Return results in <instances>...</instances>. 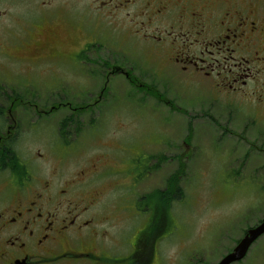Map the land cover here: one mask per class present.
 Masks as SVG:
<instances>
[{
  "label": "flooded vegetation",
  "instance_id": "af4514ba",
  "mask_svg": "<svg viewBox=\"0 0 264 264\" xmlns=\"http://www.w3.org/2000/svg\"><path fill=\"white\" fill-rule=\"evenodd\" d=\"M29 2L36 23L22 39L9 38L0 51V264H114L118 258L123 264H139L138 256L156 250L157 241L168 235L162 227L174 218L172 202L179 183H171L164 208L158 193L167 188V180L163 187L134 196L133 210L149 213L146 226L134 229L129 249V233L119 242L112 230L98 227L103 220L115 219V201H104L117 188L106 174L118 166L117 159L102 151L75 159V146L66 139L81 134V124L92 129L98 119L104 120L110 104H126L115 81L170 110L180 107L145 75L181 78L185 88L214 100L259 92L264 78V0ZM156 91L161 98L152 94ZM58 113L63 116L50 127ZM189 121L192 124L191 116ZM45 126L49 138L72 145V154L67 148L58 157L57 145L56 156L35 148L21 157L17 140L33 137ZM191 132L188 123L187 136ZM153 155H148L144 174L150 160L156 161ZM142 178L135 175V189ZM262 196L237 202V215L253 221L244 224L225 254L264 220L258 207ZM151 220H156L153 227ZM248 257L249 264H264V232L243 259L232 264Z\"/></svg>",
  "mask_w": 264,
  "mask_h": 264
},
{
  "label": "rangeland",
  "instance_id": "374dc122",
  "mask_svg": "<svg viewBox=\"0 0 264 264\" xmlns=\"http://www.w3.org/2000/svg\"><path fill=\"white\" fill-rule=\"evenodd\" d=\"M33 8L29 0H0V11L3 10L0 51L9 38L22 39L32 29L36 23ZM133 71L138 72L136 68ZM164 76L150 73L145 80L155 82L157 89L164 90L179 109L170 110L166 104L115 81L119 92L125 93L126 104H110L104 120L98 119L92 129L81 124L83 132L75 137L70 135L66 141L75 146V159H86L101 151L117 159L118 166L106 171L117 188L105 195L104 201H115V219L103 220L98 227L112 230L119 242L124 232L129 233L126 237L129 249L134 229L146 226L149 213L144 210V214H138L141 212L133 210L134 196L163 187L171 174L182 169L180 190L172 202L174 218L165 220L162 227L168 235L157 241L156 250H148L145 257L138 256V263L215 264L230 249L244 224L253 221V218L244 221L237 215V202H249L253 195H264V101L258 105L264 99V78L255 94L214 100L198 90L192 91L191 86L185 88L181 78ZM193 85L197 87L200 83L195 81ZM62 116L63 113L54 115L50 127ZM188 123L192 126L191 137L187 136ZM97 125L99 128L95 130ZM49 134L50 128L45 126L33 137L22 136L17 140V152L24 157L35 148L48 149L56 156L58 145V157H63L67 148L72 154V145L57 143ZM150 145L152 149H147ZM149 154L157 158L150 160L144 174ZM139 174L144 178L136 183L135 189L132 181L135 183L134 177ZM262 201L263 196L258 204L261 212ZM239 221L242 225H238ZM216 233L217 238L211 242ZM113 245L116 252V244ZM248 260L249 257L241 264H249Z\"/></svg>",
  "mask_w": 264,
  "mask_h": 264
},
{
  "label": "water",
  "instance_id": "95a60500",
  "mask_svg": "<svg viewBox=\"0 0 264 264\" xmlns=\"http://www.w3.org/2000/svg\"><path fill=\"white\" fill-rule=\"evenodd\" d=\"M264 232V220L257 226L251 227L247 234L237 243V245L225 254L216 264H231L241 260L253 240Z\"/></svg>",
  "mask_w": 264,
  "mask_h": 264
},
{
  "label": "trees",
  "instance_id": "16d2710c",
  "mask_svg": "<svg viewBox=\"0 0 264 264\" xmlns=\"http://www.w3.org/2000/svg\"><path fill=\"white\" fill-rule=\"evenodd\" d=\"M152 94H153L154 96H157L158 98H161V93H159V91H156V93H155V92H152ZM4 163H5V162H2V164H4ZM181 172H182V169H179L177 172L171 174V177L169 176V177L166 179V180H167V188H166L165 190H163V191H160V192L158 193V197L161 198V201L159 202V204H160V206H161L162 208H164V207L166 206V203H167V201L165 200V198H166L168 195L171 194V183H172L173 181H176V182L179 181V176H180ZM179 190H180V189H179ZM155 222H156V220H151V222H150L151 227H153V225L155 226Z\"/></svg>",
  "mask_w": 264,
  "mask_h": 264
}]
</instances>
